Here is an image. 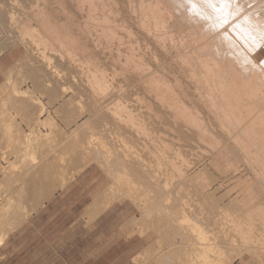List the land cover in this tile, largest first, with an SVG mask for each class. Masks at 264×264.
I'll list each match as a JSON object with an SVG mask.
<instances>
[{"label": "bare ground", "instance_id": "1", "mask_svg": "<svg viewBox=\"0 0 264 264\" xmlns=\"http://www.w3.org/2000/svg\"><path fill=\"white\" fill-rule=\"evenodd\" d=\"M5 53L0 136L22 135L27 173L58 160L63 186L97 163L160 258L264 264V0H0Z\"/></svg>", "mask_w": 264, "mask_h": 264}, {"label": "crops", "instance_id": "2", "mask_svg": "<svg viewBox=\"0 0 264 264\" xmlns=\"http://www.w3.org/2000/svg\"><path fill=\"white\" fill-rule=\"evenodd\" d=\"M7 58L0 57V71ZM20 128L27 134L24 124ZM5 145L11 150L6 162L0 159V167L9 168L0 173V204L9 208L10 228L0 245V264H133L135 259L136 264L153 259L160 264L158 252L150 253L155 238L143 231L136 207L128 200H110V180L98 165H87L59 186L63 166L55 163L57 172L51 166L58 175L36 178L27 173L32 164L20 147L22 135L0 136V147ZM49 162L41 159L38 168L47 169Z\"/></svg>", "mask_w": 264, "mask_h": 264}, {"label": "rangeland", "instance_id": "3", "mask_svg": "<svg viewBox=\"0 0 264 264\" xmlns=\"http://www.w3.org/2000/svg\"><path fill=\"white\" fill-rule=\"evenodd\" d=\"M6 53H8V52H6ZM6 53L2 56V57H4L5 55H6ZM18 54L15 52V54H13V58L14 57H16ZM5 70V69H4ZM4 70H2V71H0V82L2 81V80H4V75H3V72H4ZM3 82V81H2ZM25 85H22V87H24ZM37 95V97L39 98V100L40 101H42V104L43 103H45V102H47V100H48V96L46 97V95L44 96L43 95V93H42V90H36V91H34V93H33V96H36ZM55 97H52V98H49V101H50V99L52 100V101H56V98L54 99ZM27 98H24V101H23V104H24V106L25 107H27V106H29L30 104H32L33 102H31L30 100L29 101H25ZM53 107H58V104H55V105H52ZM46 107L48 108V106L46 105ZM53 110V109H52ZM26 112V111H25ZM28 115V112L27 113H25V116H27ZM24 116V117H25ZM54 116V115H53ZM23 117H18V120L20 121V124H21V126H22V124H24L25 125V128H26V132H27V134L31 131V128H30V125L28 124V122H26V120H24V118L22 119ZM42 118V117H41ZM43 118H44V116H43ZM60 121V120H59ZM58 121V122H59ZM81 122V121H80ZM63 123V122H62ZM59 124H60V126H61V130L59 129V133H58V131H57V133H56V131H55V133H54V131L52 132V134L54 133V137L52 138H50V141L49 142H52L53 141V139H55V140H58V141H61L62 142V140H63V135L64 134H69L70 133V127L69 128H67L65 125H62L61 124V121L59 122ZM64 126V127H63ZM69 129V130H68ZM40 130L43 132V133H46V131H48L49 132V128H40ZM63 130V131H62ZM24 131V130H23ZM67 131V132H66ZM69 131V132H68ZM7 140H8V138H7ZM47 142V140H45V141H43V142H40V144H39V147L40 148H42V151L44 152L45 150H48L47 148L50 146L49 144H47L46 143ZM57 142V141H56ZM55 142V143H56ZM63 143V142H62ZM57 144V146L59 147V142H57L56 143ZM56 144H54L55 145V147L54 148H56L55 150H56V152H55V154H53V153H51L50 152V154L49 155H51V154H53L54 156L56 155H58V154H60L61 153V151L63 150L61 147H59V148H57V146H56ZM37 147H38V145H37ZM44 148H45V150H44ZM60 148H61V150H60ZM11 150V147L9 146V145H5L3 148L2 147H0V159L3 161V162H6L7 161V158H8V153H9V151ZM58 150H59V152H58ZM63 152V151H62ZM63 154V153H62ZM44 155V154H43ZM53 155H51L50 157V159L49 158H47L48 159V161L49 160H52L53 158L52 157H54ZM55 159H56V157H55ZM55 162H56V160H55ZM60 163V161H58L57 160V164L56 165H60V167L63 165L62 163L61 164H59ZM93 164H95V163H93ZM96 165H98L97 163H96ZM99 166V165H98ZM101 169H102V167L101 166H99ZM102 170H104V169H102ZM104 172H105V170H104ZM106 173V172H105ZM109 178V177H108ZM110 180V179H109ZM110 183H111V180H110ZM107 192H108V190H107ZM118 200H128V201H130L132 204H134V206L136 207V209H137V213H138V217L140 216V211L138 210V207L136 206V204L131 200V199H129V198H120V199H118ZM113 201V200H112ZM151 233H152V236H153V238H155V233H153L154 231H152V230H149ZM147 248V247H146ZM146 250V249H145ZM144 250V251H145ZM154 248H151L150 249V253H154ZM155 253H157V251L155 252ZM154 253V254H155ZM173 256H176L177 257V254H175V255H166V256H163V257H161L160 258V264H169V262L172 264L173 262H175L176 260H180L181 259V257H177V259L176 260H174L172 257ZM136 261H137V259H135L134 260V263L133 264H136ZM165 262V263H164ZM139 264H144V263H139ZM148 264H158L157 262H156V260H151V261H149V263ZM235 264H243V263H241V262H237V263H235Z\"/></svg>", "mask_w": 264, "mask_h": 264}]
</instances>
